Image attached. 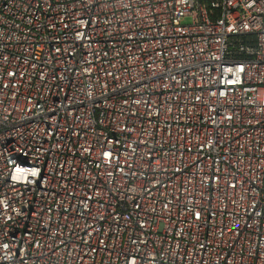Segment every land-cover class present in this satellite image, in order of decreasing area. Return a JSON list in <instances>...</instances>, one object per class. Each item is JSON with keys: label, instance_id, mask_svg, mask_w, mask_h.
<instances>
[{"label": "built area", "instance_id": "2783aa9c", "mask_svg": "<svg viewBox=\"0 0 264 264\" xmlns=\"http://www.w3.org/2000/svg\"><path fill=\"white\" fill-rule=\"evenodd\" d=\"M0 264H264V0H0Z\"/></svg>", "mask_w": 264, "mask_h": 264}, {"label": "rangeland", "instance_id": "374dc122", "mask_svg": "<svg viewBox=\"0 0 264 264\" xmlns=\"http://www.w3.org/2000/svg\"><path fill=\"white\" fill-rule=\"evenodd\" d=\"M189 22V20L188 19H186V20H184V24H187Z\"/></svg>", "mask_w": 264, "mask_h": 264}]
</instances>
